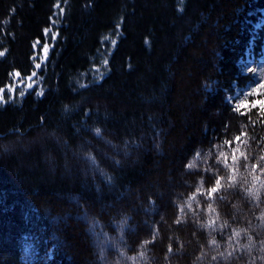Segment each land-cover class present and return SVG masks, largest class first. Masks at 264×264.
I'll return each mask as SVG.
<instances>
[{"label":"trees","instance_id":"1","mask_svg":"<svg viewBox=\"0 0 264 264\" xmlns=\"http://www.w3.org/2000/svg\"><path fill=\"white\" fill-rule=\"evenodd\" d=\"M58 4L38 86L0 106V264H264V110L228 102L264 0H0V89Z\"/></svg>","mask_w":264,"mask_h":264},{"label":"rangeland","instance_id":"2","mask_svg":"<svg viewBox=\"0 0 264 264\" xmlns=\"http://www.w3.org/2000/svg\"><path fill=\"white\" fill-rule=\"evenodd\" d=\"M56 13L52 20L51 28L45 31V42H36L34 44V67L35 73L28 77H22L18 72L11 77V83L4 89H0V106H4L11 102L22 100L28 93L32 92L38 86V72L47 63L51 52L54 48V43L58 38L56 28L60 26V21L64 15L62 4L56 6ZM264 25V10L260 20L256 23L253 30L254 35L258 34ZM121 31L118 28L116 34H111L104 40V46L99 52V61L95 64L90 72L86 75L87 82H100L108 73V61L112 55L113 49L116 47ZM253 41L248 47L244 57L240 61V69L244 75H248L250 80L244 87H237L235 94L228 96V102L238 111L247 110L251 107H258L264 110V38L263 45L258 55L253 53ZM4 56L0 55V58ZM39 65V67H37ZM86 78L84 81H86ZM86 82V83H87ZM42 88L39 87V93H42Z\"/></svg>","mask_w":264,"mask_h":264},{"label":"snow or ice","instance_id":"3","mask_svg":"<svg viewBox=\"0 0 264 264\" xmlns=\"http://www.w3.org/2000/svg\"><path fill=\"white\" fill-rule=\"evenodd\" d=\"M0 55H3V53H0ZM37 67H39V65H37ZM0 91H2V90H0ZM97 132H99V130H97ZM237 139H238V138H237ZM261 159H264V157H261ZM89 160H90V162L93 164L94 167H97L94 158L89 157ZM115 163L119 164V161H115ZM101 171H102V170H101ZM106 179H107L109 182H110V180H111L110 177H106ZM214 180H215V186L212 187V188L209 190V192H208V198H209V199L212 198V194H213V193H216V192H217L218 190H220V188L222 187V185H221V180H224V187H225V190L227 189V187H231V186H232V185H228V183H227V179H226L225 177H220L219 179H215V177H214ZM218 198L221 199V200H223V199H224V196L221 195V196H219ZM208 208H209V210L212 211V212L215 211V209L213 208V205H212V204H209V205H208ZM216 219H218V216L216 217ZM261 219H264V216H262ZM176 222H177V223H180L179 220H177ZM123 223H124V221H122V222H121V225H119L118 227H121V229H122ZM215 223H216V221H215V219H214V220L212 221L211 224H205V225H203V227L212 228V227L215 226ZM226 223H227V222H225L224 224H221L219 227L222 229V228L226 225ZM243 231H244V230L236 231V233H235L236 236H240L241 233H242ZM212 243H213V244L216 243L215 239L212 240ZM250 246H251V241H249V245H244L243 247H245V248H249ZM231 255H232L231 252L228 253L227 256H225V259H227V257H228V256H231ZM213 259H215V257H214Z\"/></svg>","mask_w":264,"mask_h":264},{"label":"bare ground","instance_id":"4","mask_svg":"<svg viewBox=\"0 0 264 264\" xmlns=\"http://www.w3.org/2000/svg\"><path fill=\"white\" fill-rule=\"evenodd\" d=\"M248 53V52H247Z\"/></svg>","mask_w":264,"mask_h":264}]
</instances>
